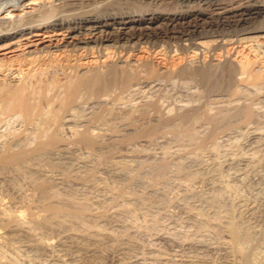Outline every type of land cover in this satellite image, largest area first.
I'll use <instances>...</instances> for the list:
<instances>
[{
    "label": "rangeland",
    "instance_id": "1",
    "mask_svg": "<svg viewBox=\"0 0 264 264\" xmlns=\"http://www.w3.org/2000/svg\"><path fill=\"white\" fill-rule=\"evenodd\" d=\"M41 1L42 0H27L24 5L25 8H23L24 6L14 8L11 14L13 16L23 14L26 10H30L33 5H36ZM6 14L7 11L1 13L0 16ZM11 14L7 16H12ZM75 38L76 37L69 34L68 30L62 28L48 29L40 26L22 36H15L0 42V80H2L6 74V78L9 76V78L18 77L21 69H23L24 72L28 71L32 73L40 67L47 65L51 66L53 64V66L76 65L83 70H87L103 62H107L113 57V54L107 52L101 53L93 49H88L85 46L73 49L68 42L73 41ZM258 40L260 41V47L256 46L257 42L254 40L237 41L236 38H232L230 41H226L227 43H225L224 47L206 53L205 51L200 53L201 49L196 54L194 49H192L188 54L173 51L165 55L158 51L157 54L153 56L147 50L138 48L134 53L131 52L130 56H133L136 59L147 57L154 58L155 62L162 65L161 67H163V69L176 68V66L178 67V63L182 64L187 58L192 59L194 56L198 59H203L205 57L206 59H210L212 57L215 62L216 60L217 62L222 60L223 62L226 60L233 62L250 60L255 66L261 67L264 72V33L258 37ZM68 70H70V68H68ZM170 78L163 77L164 81L159 80V78V81L157 79H154L155 81H153V79H144L143 83L141 82L142 80L137 82V84L135 83V85L133 83V86L131 88L129 87L130 89L127 88L128 91L124 90L125 92L122 91L123 93L121 92V95L119 94L118 97H115L116 101L115 98L113 99L111 97L114 94H104L101 96L92 95L94 98L90 96V98H86L87 101H84V96L83 99L80 98L81 100L79 99L76 101L77 103L73 105L72 109L65 113V118H63L64 129H62V133L67 139H69L68 137L70 136L69 141H71L74 134L72 133V128H77L78 126L79 129H82L84 126H88L92 123L90 126L91 128H95H93L96 130L94 132L101 134L102 138L105 140L104 142L107 141L108 143H103L105 147L103 145L101 146L102 148H97L98 152L96 151L97 149L94 150L90 153L91 156L87 154L86 148L81 146L78 147V144L67 141V143L63 142V145L62 143L59 144V146L62 145L60 147L49 149V153L48 151H46V154L45 152L42 153L41 157L38 155L37 159L36 157L31 158L32 161L30 160L20 166V168L22 167L21 171H19V166H17L18 168L13 166L14 169H12L11 166V170L9 167L8 169L5 168V171L0 170V197H4V200L2 201L8 204L9 201H11L13 202L11 204L13 207L16 206L18 209H24V223L26 220L31 223L35 222L33 221L34 218L32 215L37 214L39 211L41 213L39 212L38 214H42L41 216L44 215V220L42 219L43 217H39V219H42L37 222L39 224L33 223L32 225H28L27 223L30 224V222L27 221L23 225L13 224V233L11 232L12 227H10L11 230L8 229L9 227L3 228L5 233L7 232V235L9 234L8 232H10L9 235L13 238H11L10 241L13 243L9 241L11 245L8 242H3L4 245H0V248L3 247L0 249V253L3 254L2 256L0 254V264H119L121 258L122 261L126 260L129 262V260H131L130 264H166L169 263V261L170 264L172 261L174 262L173 264H240L242 260L240 259L242 258L241 254L244 252L243 249L246 246L249 251L252 249L250 253L252 252L253 257L255 256V261H258V264H262V262L264 264V260L261 262V259L264 258H261V255L264 256V238H262L264 236V190H262L264 189V162L262 160L264 157H261L262 159L260 158L264 153V89L262 88V90L259 91L255 86L239 82V85L241 86H239L240 88L238 87V92L240 94L238 93L239 95H237L235 93L230 95V93L225 90L208 92L204 88L205 86H202L203 84H200L197 81L196 82L199 84H196L191 78H187V80L185 77L180 80V77L177 76L172 77V80ZM204 89L206 93L204 92ZM244 95L248 98L246 97L247 99H245ZM153 98L155 100L157 98L158 100L160 99V101L163 100L164 105H162V101L159 102L164 107L163 111H165H161V114L160 112L158 113L160 110L153 111L154 109H148L149 113H147V117L140 116L142 108H144V106L146 107L150 102L155 101ZM198 101H204L198 105L206 104L210 113L215 112L219 107H221L220 109H232L235 105L242 104L243 102L246 104L249 101V104H254V106H252L254 112L256 111L254 119L257 121L250 120V122L248 121L249 123L247 121H244L243 123V121H240L242 119L239 117H236L237 121L233 117L232 119L234 121L232 119L231 121L234 124H227L229 125L228 129L227 126H225L226 128L224 127L225 130L224 128L222 129L225 131L224 133L222 130H219L218 133L220 135L216 134V138L214 137L212 139L213 141L208 140L206 144L203 143V145H199L200 148H198V143L212 128V124H209L208 119L204 118L203 115H199L201 117H198L193 122L195 123L194 125L192 124V127H194L191 128L193 130V132L191 131V135L188 133L185 134L186 132L181 133V131L178 130L180 127V117L178 114H180L183 109L191 108L193 104L198 106L196 105V102ZM187 102L189 104H187ZM105 104L107 105L105 106ZM162 106L160 108L161 110L163 108ZM169 107L172 108L171 111L168 110ZM99 111H101V113L105 112L102 117L103 119H99L100 121L92 118L93 115L95 116L99 114ZM126 111L132 113L135 112L133 113L134 115L132 114L134 119L121 117V115L123 116L127 113ZM136 112L139 114H136ZM161 115H166V117L164 116L165 120L169 116L168 121L170 123L171 121L173 123L175 122V120L170 119H176L177 121L174 124L178 126L170 123L167 124L168 121H165V127H163V130L167 129L169 132L164 131L162 133L164 135L158 132V135L156 134L157 136L154 135V137H137L135 140L130 139L131 141H127L128 143L118 142V137L120 135H125L123 134L124 132L126 133L128 131L129 133H127L130 134V131L131 133L134 132L133 130L138 126L148 123V120H151L152 122L158 120ZM256 115H258V117ZM200 118L203 120L201 121ZM88 119H94L96 123L94 121L91 122L92 120L89 121ZM4 120L2 121L3 123L0 122V134H5L0 138V149L4 145V142L7 143V141L8 143L13 142L14 144L12 143V145L16 147H25L30 144H35L36 136L33 132L35 127H33L34 125H32V123L27 125V123L24 122V120L22 121L21 117H18L16 114L10 115ZM151 121L149 123H151ZM109 122L114 125H111ZM257 123L261 126H257ZM133 124H135V126ZM169 126L172 128L168 130ZM24 127L27 128V131ZM173 129L176 131L173 132ZM15 131L17 132V136ZM119 132L120 134H117ZM116 134L118 137H116ZM179 134L181 135L179 136ZM201 136L202 138H200ZM114 138L116 141H113ZM194 138H196V141ZM9 140L11 141L9 142ZM106 146L107 148L110 147V150L107 149ZM66 147L67 149L65 150ZM102 149L104 150L102 151ZM256 149L259 151L258 154L260 153L261 155H257ZM99 150L101 152H99ZM106 150H109L108 152L110 155H108ZM112 150L115 154L111 152ZM102 152L103 155L101 154ZM188 153L190 154L188 155ZM97 154L99 159L97 158ZM85 156L87 157L85 158ZM38 157L41 160H39ZM255 158H257L259 163H257L258 161H256ZM161 159H163V161H169V168L171 169L168 168L169 171L167 170L163 172V175L161 174L160 176L156 173L154 165L162 162ZM180 159L183 160H181L183 163L186 159L187 161H191H186L185 165ZM120 163L122 165L125 164V166H128L129 168L125 166L122 167ZM192 164H195L197 168ZM25 165H27V167ZM139 165L142 166L140 167ZM183 165L185 166L183 167ZM187 165H192L193 167L189 166V169H194V171L189 170ZM93 166L96 169H94ZM150 166H152L151 169L149 168ZM125 168L130 171L125 170ZM244 171H247V173ZM128 172H130V174ZM191 173H193V175ZM219 176H221V179ZM43 178L47 182L49 181V188L47 186V191L42 193L37 191L38 193L35 192V195L34 191L31 190L34 187L33 183L41 181ZM128 179L130 180L127 181ZM122 182L125 184H122ZM115 186L119 187L121 191L124 189L120 195V189L115 190ZM20 193L23 194L21 195ZM44 193H46V196ZM10 194L11 196H14L15 199L9 196ZM50 195L52 196L50 197ZM53 196L55 198H52ZM56 196L58 198L61 197L59 198L60 200ZM29 197L30 199L26 200V198ZM115 198L117 199L115 200ZM56 199L59 200V202H57ZM69 200H73V208L79 204H77L78 201L81 202L84 200L82 201L83 203H90L88 205L85 204V206H88V210L86 208L81 212L82 214L80 213V216L79 214L77 216L73 214L72 216L71 213H68V211L65 210L66 212L63 211L65 215L63 213L60 214V216L54 215V218L50 211L46 209L43 210L46 203H54L55 201V204H63L70 208ZM74 200H77V202H74ZM28 202L29 205L27 204ZM63 202L67 203V205ZM232 204L234 207H232ZM65 206L64 208L67 209ZM219 207L222 209H219ZM226 209H228V211H226ZM32 211L37 212L33 213ZM232 211L236 212L231 213ZM217 212L220 215L217 217L218 221H214ZM211 215H214L212 220L208 219L211 218ZM30 216H32L31 219L33 218L32 221L30 220ZM221 216L223 218H219ZM229 217L231 218L230 220H235V217L237 220H235V222L231 221V223L229 222ZM46 218L50 220L46 221ZM221 219L223 222L219 223ZM224 221H228V224H225ZM235 223H237V225H235ZM231 224L235 225L237 228L240 226L238 228L239 231L241 230L242 232H240L246 235V238H243L244 241L241 242V244H245L246 246L240 244L239 247L243 248H240L241 250L238 248V245L232 243L234 241L230 236V228L228 227L231 226ZM33 225H35V228ZM30 226L32 230L29 228ZM30 231L32 232L30 233ZM246 231H249L250 234ZM14 233L15 237L13 236ZM260 238L263 242H260ZM246 239H249V241L245 242ZM258 241L259 243L257 244V247L256 243ZM18 242L21 246L17 245ZM251 243L254 244V249L250 246L252 245ZM232 244H234V246ZM259 245L263 249H261ZM6 246L9 247H7L8 250H6ZM18 246L19 248H17ZM235 246L238 248L236 251L234 250ZM248 247L251 248L249 249ZM256 248L257 250L254 251ZM3 249L4 253L1 252ZM9 249H11L14 254L11 253V250ZM247 249L245 248L244 250L246 251ZM174 250L175 252H173ZM239 250L240 253H238ZM248 250L244 253H248ZM260 253L261 255H259ZM5 254L8 256H5ZM141 254H143V256H141ZM156 254L159 256L155 257L157 256ZM169 254L170 256L172 255L173 258L172 256L170 257ZM168 256L169 259L167 258ZM189 256L191 257L189 258ZM12 258L16 259V263H14ZM178 261L180 262L178 263Z\"/></svg>",
    "mask_w": 264,
    "mask_h": 264
},
{
    "label": "bare ground",
    "instance_id": "2",
    "mask_svg": "<svg viewBox=\"0 0 264 264\" xmlns=\"http://www.w3.org/2000/svg\"><path fill=\"white\" fill-rule=\"evenodd\" d=\"M26 1L27 0H0V14L7 11L6 15L0 16V42H3L4 40H7V39L15 37V36H22V35L26 34L27 32L32 31L34 28H38L40 26H43V27L48 28V29L62 28V29L68 30L69 34H71V36L76 37L73 41L68 42L71 44V47L73 49L79 48L81 46H85L88 49H93V50H96V51L101 52V53L107 52V53L113 54V57L109 61L103 62V63H101V64H99L93 68H89L87 70H85V69L83 70V69L79 68V66H76V65L53 66L54 65L53 64L51 66L47 65L44 67H40L39 69H36L32 73H30L28 71L24 72L23 69H21L19 72L20 73L19 76L15 77V78H13V77L9 78L10 77L9 75H8L9 77L6 78L7 74H6V76L4 75L5 77L3 76L4 78L2 80H0V122H2L4 119H6V117H9L10 115H13V114L18 115V117H21L22 121L24 120V122H26L27 125H30L29 123H32V125H34L33 127H35V128H34L33 132L36 136L35 137L36 142L34 145L30 144L29 146H25V147L13 146L12 145L13 142H10L11 140H9L10 143H8V141H7V143L4 142V145L0 149V170L1 171L2 170L5 171V168L8 169V167L11 170V168H10L11 166H12V169H14L13 166H16V167L19 166V168H20V166L22 164L30 161L31 158L36 157V159H37L38 155H40V157H41L42 153L45 152V154H46V151H48L49 149H52L55 147H60L63 145V142L67 143V141L78 144V147L81 146L83 148H86L88 155H90V153H92L97 148L98 149L102 148L101 146L104 145L103 143H106L107 141L104 142L105 140H104V138H102L101 134L94 132V131H96V130H94L95 128L93 127L94 128L93 129L90 126V125H92V123L88 126L87 125L84 126L85 128L83 127L82 129H79L78 126H77V128H75V127L72 128V130H73L72 133H74V134H73V138L71 139V141H69L70 136L68 137L69 139H67V137L64 136L62 133V129H64L63 118H65L64 117L65 113H67V111L72 109L73 105L75 103H77L76 101H78L80 98L83 99L84 96H85L84 101H87V99L90 98V96L92 97V95L101 96L104 94H110V95L114 94L113 96H111L114 99L115 97H118L119 94L121 95L122 91L127 90V88L130 89L133 86V83L135 85V83L137 84V82H140L141 80H142L141 82L143 83L144 79H153V81H155L154 79L158 80V78H159V80H163V77H168V78L171 77L172 78L175 76L180 77V80H181V78L184 79V77L186 78V80H187V78H191L195 82L197 81L200 84H203L202 86H205L204 88L208 92L225 90V91L229 92L230 95L235 94V93L237 95H239L240 93L238 92V90L240 88L239 86H241V85H239V82H244V83H247V85L255 86V88L257 87L256 89H259V91L262 90V88L264 89V72L261 69V67L255 66V64L252 63L250 60H240L238 62H233V61H228V60H226L225 62H223V60L217 62V60H216V62H215L212 59V57L210 59H206V57L203 59H198V58H195L196 56H194V58H192V59L187 58L184 63H182L180 61L182 64L178 63V67L176 66V68H171V69L170 68L169 69L164 68L163 69V67H161L162 65L157 64L155 62L154 58L147 57V58H142V59H136L133 56H130L131 52L134 53L135 50H137L138 48H143V49L147 50L153 56L155 54H157L158 51H160V53H163L165 55H167L168 53L173 52V51H176L177 53H187L188 54V52H190V50H192V49H194L196 54L201 49L202 50L200 51V53H202V51H205V53H206V52H210L214 49H220V48L224 47L225 43H227L226 41H230V39H232V38H236L237 41L238 40L239 41L254 40L255 42H257L256 46L260 47V41L258 40V37L262 33H264V0H42L38 4L33 5L30 10H26L23 14H17L15 16H13L11 13L13 12L14 8L24 6L26 4ZM23 8H25V6ZM9 14H11L12 16H7ZM125 54H128V55H125ZM68 68H70V70H68ZM219 69H220V71H219ZM176 81H178V80H176ZM197 82H196V84H199ZM205 89H204V92H205ZM244 92H245V90H244ZM249 94L251 95L250 92H249ZM253 95H255V94H253ZM86 96H88V97H86ZM234 96H236V95H234ZM234 96H232V97H234ZM244 96H245V99L248 98L246 95H244ZM121 97H119V98H121ZM258 97H260V96H258ZM92 98H94V97H92ZM95 99H96V97H95ZM228 99H229V97H228ZM202 100H204V99H202ZM115 101H116V98H115ZM159 101H160V99L158 100V98H157L155 101L150 102L148 105H146V107L144 106V108H142V110L140 112V116L145 117L147 115V113H149L148 109H154L153 111L160 110V111H158V113L160 112L162 114L161 111H163V109H164V107L162 105H164V104H163V100H161L162 105L160 104L161 101L160 102ZM201 102L203 103L204 101H200V102L198 101V102H196V105H198ZM207 102H209V101H207ZM248 102L246 104L244 102L242 104L239 102L240 104L235 105L232 109H220L221 107H219L218 110H216L215 112H212V113L209 112V108L206 107V104H202V105H198V106H195V104H193L194 107L193 106L191 107V105H190L191 108H188V109L186 108L187 110L183 109L184 111L182 110V112L180 114H178V116L180 117L179 118L180 119V127L178 130L181 131V133L186 132L185 134L188 133L191 135V133L193 132V130L191 128L194 127V126L192 127V124L194 125L195 123H193V122L198 117H201L199 115H203L204 118L208 119L209 124L210 123L212 124V128L208 133H206V135L204 134L205 136L203 138H202V136L200 137V138H202L201 141L198 143V148H200L199 145L201 146V145H203V143L206 144L207 141L212 140L216 134L220 135L218 133L219 130H222L225 126H227V129H228V126L231 125V123H233L231 121V119L233 117L235 118V120H236V117H239L240 119H242L240 121H243V123H244V121L250 122V120H255L254 117H255L256 111L254 112V110H253L254 108L252 107V106H254V104L252 103L253 104L252 105V104H249ZM250 102H252V101H250ZM187 104H189V103L187 102ZM106 105L107 104H105V106ZM161 106L163 107L162 110L160 109ZM101 107H103V106H101ZM169 108H168V110L171 111L172 108L171 107H169ZM138 109H139V107H138ZM211 111H212V108H211ZM99 112H100L99 114H97L95 116L93 115V117L92 116L91 117L95 118L96 120L101 119L105 112L104 113H101V111H99ZM106 113H108V112H106ZM133 113H135V112H133ZM133 113L128 111L123 116L121 115V117H125V118L129 117V119L130 118L134 119L132 116ZM136 114H139V113L136 112ZM115 115H116V113H115ZM158 115H160V114H158ZM164 116L166 117V115H164ZM164 116L163 115H161V117L158 116L159 119L156 121H153V122L151 120H148V123L151 121V123H149V124L145 123L146 122V120H145V122H144L145 125L138 126L136 129L134 128L135 129V130H133L134 132L131 133V131H130V134H128L129 133L128 131H127L128 133L126 132L127 134L125 132L124 133L122 132L125 135H120L118 137L117 134H120V132L117 133L116 137H118V142L125 143L127 141H131L130 139L135 140V138H137V137L150 138L152 136L154 137V135L157 136L158 132H160L162 134L164 131H167V129L163 130V127H165V121H168V117H169L168 116L167 119L165 120ZM256 116L258 117V115H256ZM90 120H92V119H90ZM139 120H137V121H139ZM170 120H175L174 123H176V121H177L176 119H170ZM200 120H201V118H200ZM93 121L96 123V121L94 119L91 122H93ZM255 121H257V120H255ZM4 122H5V120H4ZM178 122H179V120H178ZM206 122H207V120H206ZM169 123L170 122L168 121L167 124H169ZM174 123L171 121L170 124L175 125ZM227 124H229V125H227ZM133 125L135 126V124H133ZM258 125H260V124L257 123V126ZM175 126H178V125H175ZM170 128H172V127L169 126L168 130ZM225 128H224V130H225ZM24 129L27 131V128L24 127ZM175 129H173L174 130L173 132H175L177 130V129L176 130ZM105 130H107V129H105ZM122 130H124V129H122ZM161 130H162V132H161ZM222 131H220V132H222ZM21 132H22V130H21ZM167 132H169V131H167ZM224 132L225 131H223V133ZM23 133H24V131H23ZM15 134L17 136L16 131H15ZM34 134H32V135H34ZM3 135H5V134H0V138ZM162 135H164V134H162ZM180 135L181 134H179V136ZM18 136H19V134H18ZM185 136H187V135H185ZM13 137H15V136H13ZM16 138H19V137H16ZM11 139H13V138H11ZM194 139L196 141V138H194ZM113 141H116V139L114 138ZM209 142H211V141H209ZM61 143H62V145L59 146V144H61ZM215 144H216V141H215ZM24 145H26V144H24ZM19 146H20V144H19ZM68 147H69V145H68ZM104 147H105V145H104ZM106 148H107V146H106ZM109 148H107V149H109ZM66 149H67V147L65 148V150ZM98 149L96 150L97 152H98ZM104 149H102V151ZM126 149H128V148H126ZM186 149H188V148H186ZM261 150H263V149H261ZM78 151H79V149H78ZM99 152H101V151L99 150ZM111 152H113V150ZM258 152L259 151L257 150V155H261L260 153L258 154ZM48 153H49V151H48ZM169 153H170V151H169ZM253 153H254V150H253ZM80 154H82V153H80ZM101 154L103 155V152ZM113 154H115V153L113 152ZM189 154L190 153H188V155ZM108 155H110L109 152H108ZM81 156H84V155H81ZM104 156H105V154H104ZM106 156H107V154H106ZM86 157L87 156H85V158ZM112 157H113V155H112ZM261 157L262 158L264 157V153L260 156V158ZM97 158H98V154H97ZM187 158H189V157H187ZM250 158H252V157H250ZM38 159H39V157H38ZM255 159H256V161H258L257 158H255ZM39 160H41V159H39ZM181 160L182 159H180V161ZM191 160H192V158H191ZM191 160L187 161V159H186L184 162L185 165H186V161L190 162ZM262 160L264 162V159H262ZM36 161H38V160H36ZM161 161L162 162H160L159 164L154 165V169H155L156 173L159 174L160 176H161V174L163 175V172L167 171L169 166H170L169 161H167V160L163 161V159H161ZM173 161H174V159H173ZM193 161H195V160H193ZM118 162H120V161H118ZM257 163H259V161ZM101 164H102V162H101ZM189 164H191V163H189ZM195 164H192V165H194V167H196ZM205 164H206V162H205ZM116 165H117V163H116ZM185 165H183V167ZM192 165H189V166L193 167ZM25 166L27 167V165H25ZM28 166H29V164H28ZM35 166H37V165H35ZM98 166H99V164H98ZM123 166H125V164L122 165V167ZM180 166H182V165H180ZM189 166H188V169L190 168ZM251 166H253V165H251ZM125 167L129 168L128 166H125ZM130 167H131V165H130ZM151 167L152 166H150L149 168L151 169ZM21 168L19 169V171H21ZM90 168H92V167H90ZM94 169H96V168L94 167ZM169 169H171V168H169ZM125 170H127V169L125 168ZM189 170L194 171V169H189ZM92 171H93V169H92ZM127 171H130V170L128 169ZM135 172H137V171H135ZM180 172H178V173H180ZM185 172H186V170H185ZM128 173L130 174V172H128ZM245 173H247V171ZM191 174L193 175V173H191ZM91 176H89V177H91ZM234 176H236V175H234ZM219 177L221 179V176H219ZM44 178L41 181H36L35 183H33L34 187H33V189H31V188L30 189L34 191V194H35V192L38 193L40 191L42 193V192H45L48 190L47 186H48L49 181L47 182L46 180H44ZM244 178H245V176H244ZM37 180H40V179H37ZM129 180L130 179H128L127 181H129ZM124 182H122V184ZM225 183H226V181H225ZM117 186L114 187L115 190L120 189ZM127 186H128V184H127ZM234 186H235V184H234ZM122 187H123V185H122ZM253 187H254V185H253ZM48 188H49V186H48ZM262 190H264V189H262ZM122 191H121V189L119 190V195H120V193H122ZM14 194H16V193H14ZM123 194H121V195H123ZM44 195L46 196V193H44ZM119 195H117V196H119ZM9 196H11V194ZM51 196L52 195H50V197ZM54 196H55V194H54ZM54 196L52 198H55ZM234 196H233V198H234ZM11 197L14 198V196H11ZM121 197H123V196H121ZM3 198L0 197V245L1 246L4 245L3 242L9 243L10 239L12 238L9 235L10 232H8L9 234L7 235V232L5 233L3 228L9 227L8 229L11 230L10 227H12L11 232L13 233L14 232L13 231V227H14L13 224L14 225H23L27 221L25 219L26 221L24 223V220H23L25 217V216L23 217L24 209L22 210V209L16 208L15 204H14L15 207H13V205H11L13 202H11V201H9V204L6 202H3L2 201V200H4ZM23 198H24V196H23ZM59 198H61V197H59ZM18 199H20V198H18ZM29 199H30V197L26 198V200H29ZM116 199L117 198H115V200ZM59 200L56 199L57 202H59ZM72 201H70L71 204H72ZM75 201L77 202V200H74V202ZM82 201H84V200H82ZM261 201H259V202H261ZM55 202L54 203L48 202L43 207V210L46 209V210L50 211L51 214H53V218H54V215L60 216V214H62L63 211H65V210L68 211V213H71L72 216H73V214H75L76 216L79 214V216H80V213L83 212L86 208L88 210V206H85L86 203H83V202L81 203L80 201L77 202V204L78 203L79 204L77 206H74V208H73V204L71 206V204L69 202L70 208L72 207L71 210L67 206H65L63 204H62L63 206L61 204H55ZM253 202H254V200H253ZM63 203H65V202H63ZM20 204H21V202H20ZM27 204L29 205V202ZM30 204H32V203H30ZM65 204L67 205V203H65ZM88 204H90V203H88ZM88 204H86V205H88ZM233 204H234V202H233ZM233 204H232V207H234ZM238 204H240V203H238ZM64 206L67 207V209L64 208ZM211 207H212V205H211ZM192 208H193V206H192ZM89 209H90V207H89ZM219 209H222V208L219 207ZM253 210H255V209H253ZM226 211H228V209H226ZM249 211H251V210H249ZM39 212H37V214L32 215L34 218V219L33 218L32 219L35 222L31 223L30 221H27V222H30V224L27 223L28 225H32L33 223H37L42 219L44 220V217H43L44 215L41 216L42 214L41 215L38 214ZM234 212H236V211H234ZM234 212L232 211L231 213H234ZM49 215H50V213H49ZM201 215H202V213H201ZM219 215L220 214L217 212V215L215 216L216 219H214V221L218 219L217 217ZM32 216H30L31 221H32V219H31ZM51 216H50V218H51ZM213 216L211 215V218H208V219L212 220ZM240 216H242V215H240ZM39 217H43V218L39 219ZM202 217H204V216H202ZM47 218H49V217H47ZM47 218H46V221L50 220ZM219 218H223V217L221 216ZM230 219L231 218L229 217V220ZM234 219L237 220L236 217ZM211 220H209V221H211ZM235 220L232 219L229 222H231V221L235 222ZM214 221H212V222H214ZM221 222H223L222 219L219 223H221ZM27 224H26V226H27ZM37 224H39V223H37ZM225 224H228V221L225 222ZM225 224H224V227H225ZM240 224H241V222H240ZM229 225H230V223H229ZM235 225H237V223H235ZM235 225L231 224V226H228L230 228L229 230L231 233V235L230 234L229 235L231 236L232 240L234 241V242H232V240H231V242L238 245V248L240 249L242 247H239V245L241 244L242 241H244L243 238L246 235L241 233L242 232L241 230H240L241 232L239 231V229H238L240 227L239 225H238L239 226L238 228ZM33 226L35 228V225H33ZM211 226H213V225H211ZM24 227H25V225H24ZM37 227H38V225H37ZM226 227H227V225H226ZM228 227H227V229H228ZM29 228H31V226ZM215 228H217V227H215ZM227 229H226V231H227ZM27 230H28V228H27ZM31 230H32V228H31ZM211 230H212V228H211ZM243 231H244V229H243ZM31 232L32 231H30V233ZM247 233H249V231ZM14 235H15V233L13 234V236ZM261 235H263V234H261ZM247 238H250V237H247ZM262 238H264V236ZM36 240L38 241L37 238H36ZM259 240H260V242L262 241L261 238ZM247 241H249V239L248 240L246 239L245 242H247ZM10 242L13 243L12 241H10ZM32 242H34V241H32ZM252 242H254V241H252ZM41 243H42V240H41ZM258 243H259V241L256 243V245ZM9 244H8V246H9ZM21 244H22V242H21ZM234 244H232V245L234 246ZM251 244L252 245H250V246L253 247L254 244L253 243H251ZM17 245H20L19 242ZM226 245H227V243H226ZM241 245L243 246L245 244H241ZM8 246H6V250H8V248H9ZM261 246H262V244H261ZM257 247H258V245H257ZM1 248H3V247H1ZM17 248H19V246ZM196 248H198V247H196ZM226 248H227V246H226ZM238 248H236V246H235V249H234V247H233V249L235 251ZM245 248L247 249V246L244 247V249ZM248 248L250 249L251 247H248ZM263 248L261 247V249H263ZM11 249H9V250H11ZM176 249H178V248H176ZM244 249H243L244 252H246L248 250L247 249L245 251ZM253 249H254V247H253ZM240 250L238 251V253H240ZM256 250H257V248L254 251H256ZM235 251H234V253H235ZM243 251H241V252H243ZM250 251L248 253L243 252L241 254L242 255V258H240V259H242L241 262L239 261L240 259L238 260L240 262V264H258L257 263L258 261L256 262L254 259L255 256L253 257L252 252L250 253ZM1 252L4 253V249ZM173 252H175V250ZM179 252H177V253H179ZM11 253H13L12 250H11ZM171 253H172V251H171ZM6 254H7V251H6ZM6 254H5V256H8ZM18 254H20V253H18ZM143 254H141V256H143ZM2 255L3 254H1V256ZM151 255H149V256H151ZM172 255H173V253H172ZM259 255H261V253ZM158 256L159 255H157L155 257H158ZM169 256H170V254H169ZM169 256L167 257L168 259H169ZM190 257L191 256H189V258ZM239 257H241V256H239ZM263 257L264 256L261 255V258H263ZM172 258H173V256H172ZM256 258H257V256H256ZM141 259H142V257H141ZM13 260H14V263H16L15 262L16 259H13ZM262 260H264V258L261 259V262H262ZM120 261L121 262L119 264H130L131 260H129V262L126 260L122 261V258H121ZM179 262L180 261H178V263ZM164 263H165V261H164ZM173 263L174 262L172 261L171 264H173ZM166 264H170V261H169V263H166ZM262 264H263V262H262Z\"/></svg>",
    "mask_w": 264,
    "mask_h": 264
}]
</instances>
